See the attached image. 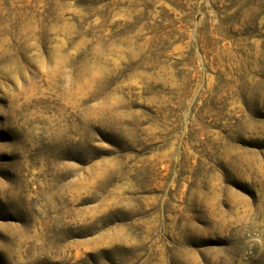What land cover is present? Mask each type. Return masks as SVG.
Returning a JSON list of instances; mask_svg holds the SVG:
<instances>
[{
	"label": "rangeland",
	"instance_id": "obj_1",
	"mask_svg": "<svg viewBox=\"0 0 264 264\" xmlns=\"http://www.w3.org/2000/svg\"><path fill=\"white\" fill-rule=\"evenodd\" d=\"M0 264H264V0H0Z\"/></svg>",
	"mask_w": 264,
	"mask_h": 264
}]
</instances>
